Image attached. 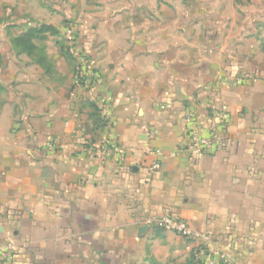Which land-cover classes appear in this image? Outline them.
<instances>
[{
	"label": "crops",
	"instance_id": "0c3cea01",
	"mask_svg": "<svg viewBox=\"0 0 264 264\" xmlns=\"http://www.w3.org/2000/svg\"><path fill=\"white\" fill-rule=\"evenodd\" d=\"M68 23L93 90L57 43ZM44 24L51 51L15 47ZM0 51L21 69L19 109H0V238L17 244L0 264H264V0H0ZM190 112L217 135L207 153ZM109 136L123 157L101 154ZM168 214L210 241L146 223Z\"/></svg>",
	"mask_w": 264,
	"mask_h": 264
},
{
	"label": "built area",
	"instance_id": "2783aa9c",
	"mask_svg": "<svg viewBox=\"0 0 264 264\" xmlns=\"http://www.w3.org/2000/svg\"><path fill=\"white\" fill-rule=\"evenodd\" d=\"M65 37V45L69 55L74 60V77L76 85L83 86L88 88L89 90H93L95 87V82L93 80V75L90 74L89 65H90V58L88 53L82 49L78 43V35L77 29L72 23H68L65 27L64 31ZM102 112L106 111V107H101ZM215 116L220 121H226L228 119V112L226 107H222L215 112ZM186 122L189 126V132L191 135V142H192V149L201 151V152H209L211 151L217 143V135H205L203 133V129L201 125L197 122V117L193 113H188L186 116ZM219 129V126H217ZM86 148L95 150L94 143L86 142ZM101 154L107 155L108 153L112 152L119 157H123L125 155V149L118 145L114 139L109 136L107 137L101 147ZM158 153L160 150L157 151ZM161 169L160 161L154 162L150 168L149 173L155 174ZM146 223L149 226H155L159 228H163L169 231H172L179 236L183 237L184 239L191 240V241H202L207 243L210 241V235L196 230L189 225L187 221L184 219L175 217L173 215H164V216H152L146 219ZM17 249L16 242L11 238H0V262L8 261L12 259L15 251ZM194 249H192L193 251ZM195 259L201 261V254L199 251L195 250ZM204 264V263H203Z\"/></svg>",
	"mask_w": 264,
	"mask_h": 264
},
{
	"label": "trees",
	"instance_id": "16d2710c",
	"mask_svg": "<svg viewBox=\"0 0 264 264\" xmlns=\"http://www.w3.org/2000/svg\"><path fill=\"white\" fill-rule=\"evenodd\" d=\"M47 33H50L51 35H59V30L52 26V25H41L38 27H32L30 29H28V31L23 34L20 35L18 37H16L13 42L14 45L17 49L20 50V52H25L28 55H35L36 51H37V46L34 43L35 39H45V35ZM57 43L60 45V50L61 52L67 57L69 58V60H71L73 62L74 65V60L72 59V57L69 55L66 45L64 43H62L61 41H57ZM0 69H1V62H0ZM49 70V69H48ZM5 89V86L2 84V82L0 81V93ZM90 105L94 108V112L92 113V118L94 120V124L95 125H102L104 126L106 124L105 119L101 116L100 114V109L96 106V104L92 101L89 102ZM195 250L192 251V260L193 263H198V261H196L195 259ZM199 264H203V261L199 260Z\"/></svg>",
	"mask_w": 264,
	"mask_h": 264
},
{
	"label": "rangeland",
	"instance_id": "374dc122",
	"mask_svg": "<svg viewBox=\"0 0 264 264\" xmlns=\"http://www.w3.org/2000/svg\"><path fill=\"white\" fill-rule=\"evenodd\" d=\"M58 37V36H57ZM61 38L58 39V41L62 42L65 44V37L64 35L60 36ZM56 38L53 39H36V44L37 45V51L36 54L37 56L42 55L45 47L47 46V50L51 51L53 44L51 46L49 43H55L56 45ZM57 46V45H56ZM17 52V51H16ZM19 54V53H18ZM21 54V53H20ZM31 58H35V56H31ZM0 62H1V69H0V81L2 84L5 86V89L0 93V109H5L7 107H12L14 109H19V105L17 102V99L15 98L17 96V90H18V85L16 83L17 78L21 74V69L19 67H11V66H6L2 60V52L0 51ZM8 64V62H7ZM32 70H33V65H32ZM49 74V73H45ZM10 76V77H9ZM14 77L13 80L11 78ZM14 123V122H13Z\"/></svg>",
	"mask_w": 264,
	"mask_h": 264
}]
</instances>
